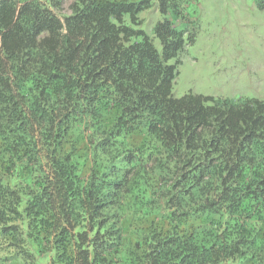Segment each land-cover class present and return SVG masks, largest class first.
<instances>
[{
    "label": "trees",
    "instance_id": "1",
    "mask_svg": "<svg viewBox=\"0 0 264 264\" xmlns=\"http://www.w3.org/2000/svg\"><path fill=\"white\" fill-rule=\"evenodd\" d=\"M191 3L0 0V264H264V101L174 96Z\"/></svg>",
    "mask_w": 264,
    "mask_h": 264
},
{
    "label": "rangeland",
    "instance_id": "2",
    "mask_svg": "<svg viewBox=\"0 0 264 264\" xmlns=\"http://www.w3.org/2000/svg\"><path fill=\"white\" fill-rule=\"evenodd\" d=\"M191 4L187 28L196 41L183 57L174 96L194 93L264 101V10L255 0H192ZM142 15L138 27L152 37L162 16L154 9ZM154 43L160 49L158 39ZM131 233L129 228L127 234Z\"/></svg>",
    "mask_w": 264,
    "mask_h": 264
},
{
    "label": "clouds",
    "instance_id": "3",
    "mask_svg": "<svg viewBox=\"0 0 264 264\" xmlns=\"http://www.w3.org/2000/svg\"><path fill=\"white\" fill-rule=\"evenodd\" d=\"M181 66V65H180ZM180 68V67H179ZM178 78V77H177Z\"/></svg>",
    "mask_w": 264,
    "mask_h": 264
}]
</instances>
